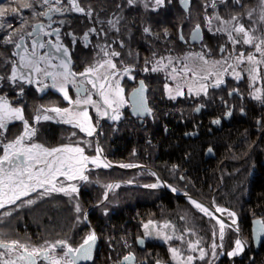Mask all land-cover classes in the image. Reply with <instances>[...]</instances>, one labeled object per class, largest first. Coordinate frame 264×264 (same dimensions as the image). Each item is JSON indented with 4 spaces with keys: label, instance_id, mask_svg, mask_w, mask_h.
<instances>
[{
    "label": "flooded vegetation",
    "instance_id": "1",
    "mask_svg": "<svg viewBox=\"0 0 264 264\" xmlns=\"http://www.w3.org/2000/svg\"><path fill=\"white\" fill-rule=\"evenodd\" d=\"M41 5V1L37 2L36 6L29 10L26 20L13 26L15 44H21V36H23V43L19 49L15 47V44H12L11 58L4 61V66H0V76L5 77L3 81H0V95L6 96L14 107L23 108L25 118L37 129L36 136L33 137L34 142L50 148L68 144L75 146L77 142H81L79 146L84 147L85 154H91V157L96 155L97 148L102 149L101 159L109 162L112 166L91 168L93 170L91 174L96 179L88 187L81 189L79 196L82 200L91 202L102 200L105 203L113 200L146 199L143 194L132 195L125 189L135 186L157 192L155 196H149L156 200H185L184 196H193L214 210L216 208L224 209L227 215L229 212L234 213V218L239 220V223L235 221V224L229 225L231 231L228 234L233 235L232 237L238 234L241 238L242 251L245 247L247 250L244 260L237 263L256 264L257 261L259 262L264 256V240L261 246H256L252 223L262 218L264 224V211L259 212L253 209L256 207L257 201L264 198V104L251 99L253 89L250 87L246 73H242L244 78L237 82L231 75L232 69L228 68L227 73L223 76L224 83L219 87H211L216 77L210 76L207 81H203L210 85L207 90L208 94L205 96L203 93L197 95L199 75L183 71L185 64L193 68L201 63L195 58L197 53H203L210 62L205 67L216 72L219 66L213 67L211 62L221 61L227 57L228 53L235 55L243 51L247 55L254 50L248 46L236 45V50L233 52L232 45L227 41V35L215 33L216 28L223 26L219 21L212 18V24L208 25L206 24L208 18H206V21L203 19L204 26L200 22L193 24L192 18L188 17L180 2L165 0L163 6H158L151 1H139L133 5H129L127 0L90 1L84 2L81 6L86 12L91 11L90 19L86 15L74 11H65L63 14L50 13L51 20L40 15V13L48 11L47 5H43V7ZM65 5L63 2L52 7L68 8ZM177 6L180 7L181 13L187 15V24L180 23L181 18L179 19L177 16ZM167 9H171V11H167ZM247 9L249 7L243 8V3H239L240 11ZM163 15L170 18H162ZM109 20L116 22L115 28L108 23ZM239 22L245 27L257 29L258 34L259 32L262 34L263 29H258V24L254 19L249 20L244 17L239 18ZM49 24H51V28L48 27ZM37 25H44V31L60 29V39L69 48L72 59L71 68L76 73L84 72L87 67L96 64L97 61L102 62L109 58L100 50L101 47H104L109 54L112 51L120 53L119 57H111L116 63L117 69L121 73L125 68L131 71L128 75L116 77L120 87L123 88V96L126 100V103L120 108L118 120L100 117L95 108L88 106L91 122L96 126V131L91 137L78 128L56 123L55 120H42L38 124L34 123L33 118L40 114L42 108L73 107L63 98V93L56 88H43L45 83L51 85L50 78L43 79L33 73L34 79L43 82L33 84L17 82L16 85L7 79L11 74L12 67L14 65L19 67V55L14 56L13 52H19L22 55L24 47L28 48L29 53L32 50L33 37H29L27 33L35 31L39 33L41 41L46 43L48 40H52L55 43V35L44 36ZM197 25L201 28L203 35L199 42L193 44L191 43L192 33ZM186 26L193 27L187 32ZM92 27L101 34L89 33L91 42L85 47L81 37ZM145 27L150 29L151 34L144 32ZM209 27L212 28V32L208 30ZM69 32L77 37L75 45L71 43V37L66 35ZM49 47L50 45L38 51L44 55L48 52ZM222 47L225 48L224 53L220 51ZM169 57H171V63H169ZM160 61L162 63H158ZM58 62V60L52 61L54 64ZM229 63H232L231 59H229ZM153 67L158 70L152 71ZM243 67L244 65H241V68ZM145 68L148 70L145 71ZM236 70L240 71V68ZM23 71H27V69H23ZM100 72H104V69H100ZM203 74L200 73V75ZM261 75L264 76V71ZM82 79L84 77L77 75L76 85L72 83L66 85V90L72 100L78 98L77 86ZM141 82L143 83L141 84ZM84 86L90 89L92 99L102 104L96 90L90 84ZM166 86L172 89L171 95L175 96V99L169 98L170 94L166 90ZM177 86L181 88L183 95H175ZM21 88H23V95L20 94ZM141 88L143 89L142 94L138 93ZM257 88L264 92V80L257 83ZM233 89H239V95L236 93L229 95ZM197 108L200 110L196 111ZM229 112L231 115H228ZM47 114L55 116L54 113ZM214 121H219V123H214ZM17 129L21 133L22 124L18 121L9 127L6 136H0V140L8 142L11 130L14 135ZM195 145L201 147L200 162L194 161ZM2 150V145H0V152ZM121 164H131L136 167L122 168L119 167ZM103 170L106 172H102ZM147 171L152 172V176ZM99 176L101 178H98ZM112 177L116 178L112 179ZM162 182L168 186V189L163 187ZM142 184H158V187L149 188ZM108 185L113 187L109 189ZM85 186L87 185H82V187ZM95 208V210L90 208L88 213L86 211V217L92 222L93 228L89 227L91 233L94 232L97 235L98 250L104 243L106 237L104 233L107 231V227H102L103 218L115 215L126 216L132 212L119 209L111 210L110 206L108 209H98L99 203ZM83 211L80 209L79 212L83 213ZM240 228V231L236 230ZM82 230L86 229L82 227ZM146 235L145 227H143L141 235L135 241L137 251L118 259L120 264H123L125 258L129 257L128 255L135 257L134 264H177V259L173 258L171 252V249L175 247L170 243L167 245L161 242L159 237H153V241H151ZM80 237L79 233L68 232L61 236L63 238L61 241L67 242L73 248H78L83 243L78 244ZM139 239L145 240L144 249L139 247ZM50 240L48 237L43 243L42 249L57 243ZM112 242L117 245L114 246ZM119 242L121 241L117 237L108 234L106 243L109 248L120 246ZM2 244L12 245L11 243ZM21 249L23 248L17 247L9 251L7 248H0V255L4 260L17 259V264H23V261L18 260L17 257L20 255ZM3 250L12 252V255L5 256L2 253ZM97 250L91 261L85 263L80 261L77 264H94L96 259L100 264H119L113 257L114 249H111L113 250L110 253L111 256L106 257L108 259H99ZM177 251L180 255H188L187 252L179 248ZM187 251H190V247L187 248ZM56 253L57 255L62 254L59 246ZM52 254L49 253V255ZM163 259L166 261H162ZM204 261V259L197 260L192 264H204ZM36 262L37 264H49L43 257L39 258L38 256ZM220 262L222 264L223 261Z\"/></svg>",
    "mask_w": 264,
    "mask_h": 264
},
{
    "label": "snow or ice",
    "instance_id": "2",
    "mask_svg": "<svg viewBox=\"0 0 264 264\" xmlns=\"http://www.w3.org/2000/svg\"><path fill=\"white\" fill-rule=\"evenodd\" d=\"M129 5H133L135 0H127ZM165 0H155L156 5L163 6ZM226 2V0H224ZM238 4L240 0H235ZM56 5L63 3V0H55ZM67 4L70 6L68 8L52 7L50 0H43V5H48V11L40 13L51 20L50 13L59 12L63 14L65 11H74L82 15H86L89 19L92 16L91 11H85L83 7L80 6L78 0H67ZM211 6L215 8L216 3L213 0ZM31 7V4L27 5ZM147 7V4H145ZM261 7L264 8V0H261ZM6 8L0 4V16L4 15ZM251 14H249L250 18ZM215 19L220 22L222 27L215 29V33H225L227 35V41L232 45L233 52L236 50V45L248 46L254 51L245 55V52L240 51L239 53L233 55L228 53L227 57L221 61L211 62L213 67L219 66L218 71L213 72L208 69L209 60L205 58L203 53L195 54V58L201 63L193 68H190L187 64L184 65L183 71L193 72L194 75H199V88L197 89V95L203 93L207 96V90L210 85L203 83L207 81L210 76H215V82L211 87H219L224 83L223 76L227 73L228 68L232 69L231 75L233 78L239 82L244 78L242 73H246L249 81L250 87L253 89L251 93V99L264 104V92L257 88V83L264 80V76L261 75L264 71V34H258V30L255 28L245 27L244 24L239 22V18L233 16L230 20H223L220 16H216ZM261 22H264V14L260 17ZM63 23V21H61ZM108 23L115 28L116 22L109 20ZM208 25L212 24V20H207ZM11 24H0V28H10ZM51 28V24L48 25ZM37 28L44 36L51 37L55 35V43L52 40H48L46 43L41 41L39 33L35 31L27 33L32 39V50L29 53L28 48H23V54L19 52H13L14 56L19 55V67L15 65L12 67L11 74L7 79L16 85L17 82L22 84H33L42 83V80H36L33 77V73L38 76L43 77V79H51L52 83L43 84V88H56L58 91L63 93V98L68 101L71 108H42L40 114L33 118L35 124L43 121L55 120L56 123L68 124L74 128H78L81 132H84L87 136L91 137L96 131V126L91 122V116L88 112V106L95 108L96 113L100 117H107L110 120H118L120 118V108L126 103L123 96V88L120 87L119 81L116 77L121 75H128L131 71L125 68L123 73L117 69L116 63L113 62L111 57H119L120 53L112 51L110 54L101 47V51L104 52L108 59H104L102 62L97 61L96 64L87 67L84 72L76 73L72 70L71 64V54L67 45L63 43L60 39V29L56 28L52 31H44V25H37ZM117 31L119 29H116ZM212 32V28L208 29ZM144 32L146 34H151L150 29L145 27ZM89 33L93 35H100L96 28H89L81 37L84 42V46L87 47L91 42ZM214 33V34H215ZM66 35L71 37V43L73 45L77 42V37L69 32ZM15 36V30L10 32L3 40L6 44H15L13 37ZM200 36V27L197 25L193 32V39H198ZM183 40V37L181 36ZM21 44L23 43V36L20 37ZM21 44H15V47L19 49ZM49 50L44 55L39 53V49H44L49 46ZM123 47V44H121ZM54 49V51H53ZM222 53L225 52V48H221ZM59 54V55H57ZM256 54H259L257 56ZM169 63H171V57L168 58ZM188 59V58H186ZM229 59L232 63H229ZM53 60H58L59 62L54 64ZM162 63V61L158 62ZM241 65H244L241 68ZM240 68V71L236 69ZM27 69V71H23ZM100 69H104V72H100ZM148 69L145 68V71ZM158 68L153 67L152 71H157ZM175 72V69H173ZM200 73H204L200 75ZM79 75L84 77L79 82L77 86V99L72 100L68 95L66 90V85L72 83L76 85V76ZM5 79L4 76H0V81ZM143 82H141L142 84ZM90 84L93 89L96 90V94L101 98L102 104L98 103L96 100L92 99V93L89 88L84 85ZM169 92V98L175 99V96L171 95L172 89L167 88ZM143 89H139L138 93L142 94ZM236 93L239 95V89H233L229 92V95ZM20 94L23 95V88L20 89ZM191 94V89H190ZM136 95V94H134ZM176 96L183 95V92L179 86L176 88ZM242 98V97H241ZM103 107V110H102ZM110 110V111H109ZM200 109L197 108L196 111ZM150 111V110H148ZM47 113H54L55 116H50ZM231 115V112L228 113ZM22 124L21 133L12 141L4 142L0 140V145L3 148V154L0 155V209L5 208L7 205H13L16 201L21 200L23 197L30 196L33 192L38 195H45L51 192L63 193L66 196H72L73 194H79V188L76 184L64 185L61 181L58 185L57 180L59 177H63L65 181H75L79 180L82 182H88L89 177L85 173L90 171L88 168L89 164L99 168H108L112 165L101 159L102 149H96V155L90 157L85 154L84 147H80L81 142H77L75 146L68 144L58 147H46L43 144L36 143L33 141V137L36 136L37 129L30 124L29 121L24 116V110L21 107H14L6 96L0 95V136H6L9 131V125L16 122ZM214 123H219V121H214ZM75 135V133H73ZM87 143V142H83ZM119 167H136V165H124L121 164ZM109 189L113 186L108 185ZM145 187L156 188L158 184H149ZM27 203H34L33 200H28ZM195 208L202 212L205 216L215 219L219 225L218 233L221 240L224 238L225 223L218 219L213 212L203 205L192 201ZM76 211L79 212V205L76 206ZM216 212L223 213L224 209L216 208ZM230 217H234L235 214L229 212ZM144 225L145 229L149 228L150 224ZM232 223H235L233 219ZM164 227H169L165 225ZM216 233L214 232V235ZM97 237L94 232L90 233L83 243L78 248H73L67 244L65 241H58L57 243L51 244L46 248L38 249L33 248L31 251L28 250L26 246L19 245L14 242L11 246L0 243V248H7L11 251L13 248H23L26 255L18 257V260L23 261V264H37L35 257L43 256L49 264H77V260L80 259H90L91 249L96 241ZM164 239H171L170 236H165ZM177 239H183L178 237ZM200 241L190 244V250L192 252L197 251ZM235 250L229 253L230 256L237 255L242 250L241 241L237 240L235 242ZM59 246L61 255L57 256L55 253L57 247ZM217 244L213 243L212 248L215 249ZM222 247V245H221ZM174 259L179 258L180 254L177 249H171ZM49 253H53L49 255ZM215 252H213V256ZM205 257V252L200 249L199 258L203 259ZM126 259H131L127 257ZM195 257L189 255L185 260L177 259V264H192ZM0 264H17V259L4 260L2 255H0Z\"/></svg>",
    "mask_w": 264,
    "mask_h": 264
},
{
    "label": "trees",
    "instance_id": "3",
    "mask_svg": "<svg viewBox=\"0 0 264 264\" xmlns=\"http://www.w3.org/2000/svg\"><path fill=\"white\" fill-rule=\"evenodd\" d=\"M19 1V0H16ZM21 5H29L31 7H35L36 3L40 0H20ZM85 2H90L93 0H84ZM115 1V0H109ZM121 1V0H116ZM168 2H177V0H166ZM252 0H249L251 2ZM13 2V0H12ZM246 2L245 0H240L239 3ZM212 3V0H192V7L190 11V18H194L199 12L200 17L198 16V20H203L204 18V10L209 8ZM216 9L222 12L226 18L239 16V12L242 14V11L239 10V3L237 4L234 0H226V2L222 0H216ZM196 8L198 12H196ZM178 18H185L188 21L187 15L181 13V9L177 6ZM196 12V13H195ZM198 23V22H196ZM195 23V24H196ZM1 39V38H0ZM11 56L10 50H5L0 43V66L5 64V57ZM4 57L3 61L1 60ZM19 133V130L15 131ZM10 140H13V135H11ZM201 147L199 145H195L194 147V161H201ZM2 152H0V155ZM170 159V158H169ZM171 160V159H170ZM168 160V161H170ZM111 178V176L109 175ZM98 178H101L99 176ZM116 177H112L114 179ZM128 190L129 194H143L146 199L144 200H135L130 199L129 201H109L107 204L112 206V203H116L117 209L119 210H127L132 212V214L123 216V215H115L109 218H103L102 227H107V231H105V239L106 243L108 239V234H112V237H117L120 243V246L109 248L107 244L106 246H100L102 249L98 253L99 259H108L110 253H112L114 249L119 254V258L124 255L137 251L135 241L138 236L141 235L142 229L144 225L149 224V222H161V221H169L176 227L178 232L186 233V230L189 229V232L192 235V238L195 241L201 242V246L203 244L207 245V243L211 240V232L207 229L211 224H215L211 220H207L205 217L201 216L197 211L194 210L185 200H156L151 199L149 196H155L154 191L143 190V192L138 193L135 188L128 187L125 188ZM66 199L61 196L54 198L53 201L44 202L41 200L31 207H24L23 210H16L13 212V216L8 217L6 222L0 225V243H14L17 242L19 245L26 246L28 249L31 246H42L45 242L46 238H50L51 240H59L60 237L75 229V223L72 221L73 218H70L68 215L69 205L66 203ZM87 200H82L81 203L84 204ZM88 203L91 201L88 200ZM96 204V202H94ZM255 203V202H254ZM262 203V204H261ZM87 204V203H86ZM85 204V205H86ZM92 204V202H91ZM82 207L81 209H87V206ZM105 205V204H104ZM104 207V206H103ZM253 209L262 212L264 211V198L258 200L256 203V207ZM135 212H139L138 214H134ZM162 212V213H161ZM142 215H141V214ZM108 223V224H107ZM86 226V223H83V226ZM114 235V236H113ZM235 236V235H234ZM117 241V240H116ZM126 242V243H125ZM181 244V243H180ZM226 247V246H225ZM120 248V249H119ZM182 248H185V244L182 245ZM230 248H225V250H229ZM103 250V252H102ZM119 250V251H118ZM185 251V249H181ZM224 250V249H223ZM220 253V251H219ZM111 256V255H110ZM226 264H230V262L225 260ZM224 264V261L222 262ZM240 264V263H237Z\"/></svg>",
    "mask_w": 264,
    "mask_h": 264
},
{
    "label": "rangeland",
    "instance_id": "4",
    "mask_svg": "<svg viewBox=\"0 0 264 264\" xmlns=\"http://www.w3.org/2000/svg\"><path fill=\"white\" fill-rule=\"evenodd\" d=\"M40 1L43 2V0H40ZM93 1H102V0H93ZM139 1H143V2H150L151 1L152 3H155V0H135V2H139ZM222 1H224V0H222ZM245 1L246 2H244L245 4L243 5V8L245 6H247V7H249V9H247L246 11H242V14H243L242 16L243 17L241 16L240 12H239V16H236V17H238V18L247 17L249 20L250 19H254L255 23L258 24V26H257L258 29L260 30L262 28L263 30L261 31V33L264 34V22H261V20H260L261 15L264 14V8L261 7V0H252L251 2H249V0H245ZM63 2L66 4L65 5L66 7H69V5L67 4V0H63ZM78 2L80 4V6H82L85 1L84 0H78ZM177 2H179V0H177ZM191 2H192V0H191ZM212 2H213V0H212ZM215 2H216V0H215ZM21 3L22 2L20 0L19 1L13 0V2H12V0H0V4H2L6 8V11L4 12V15L0 16V24H8V23L11 24L10 28H0V38H1L0 39V43H1V45L3 46V48L5 50H11L13 46H12V44L3 43L4 38L10 32L13 31V26H15V25H17L19 23H23L26 20L25 18H27L26 16H28L29 10H31V8H33V7H27L26 4L25 5H23V4L21 5ZM50 3L52 4V6L56 5L55 0H50ZM191 6H192V4H191ZM175 8L176 7H174V9ZM169 10L171 11V9H169ZM169 10L167 9V11H169ZM196 12H198L197 8H196ZM204 13L205 14H204V18L203 19H205V21H206V18H208V19H212L213 18V20H216L215 17L217 15L220 16L221 18H226L225 16H223L224 14L222 12L219 13V11L216 9V7L213 8L211 5H210L209 8L204 10ZM245 13H247V15H245ZM249 14H251L250 18H249ZM147 16H148V14H147ZM198 16L200 17L199 12L197 13V15L194 18L191 19L192 23L195 24L196 22H200V24L203 26L204 20H201V21L198 20ZM164 17L166 19L170 18V17H167V16L163 15L162 18H164ZM227 18L231 19L232 17L231 18L227 17ZM191 20H189V21H191ZM179 21H180L181 24H184V23L187 24L186 23L187 20H185V18L183 19V17ZM206 24H208V23H206ZM192 27L193 26H186L187 32L189 30H191ZM202 34H203V32H202ZM259 34H260V32H259ZM257 55L259 56V54H257ZM10 58L11 57H9V56L5 57V59H4V57H2L1 60L3 61V59H4L5 62H6ZM12 125L13 124H10L9 127H11ZM13 130H11L10 135H13ZM19 134L20 133H18V132L16 134L14 133L13 137L16 138ZM9 141H11L10 137H9L8 142ZM2 154H3V150H2ZM86 155L92 156L91 154H87V153H86ZM93 167L94 166L92 165L91 168H93ZM98 171H101V170H98ZM92 172H93V170L90 169V171H88L86 175H90ZM147 172H149L151 174V176H152V172H150V171H147ZM90 177H91V175H90ZM94 179H96V178L95 177L94 178L93 177L89 178L88 182H82V181L69 182V181L61 180V181L64 182L65 186H67L68 184H76L78 186V188H79V194L78 195L77 194H73L72 196H66L63 193L51 192L49 194H45V195L41 196V195H38L36 193L35 195L26 197V198L16 202L13 205H7L5 208L0 210V225L3 224L4 222H6L8 217L13 216V212L16 211V210L21 211V210L24 209V207H31L33 204H35V203H37V202H39L41 200L43 202H44V200H45V202L46 201H53L54 198H56L58 196H61L62 198L64 197L67 200L66 203L69 205V208H70L69 212H68V215H69L70 218H73L72 221L75 223V229L70 231L69 233H76V234L79 233L80 234L81 237H80V239L78 241V244H79L80 242H83L84 239H86L87 236L91 233V229H89V225H88L89 218L86 217V211L88 213V210L90 209V207L93 208L91 210H95L96 209L95 206L97 205V203H99V208L98 209H108L109 208V204H107V202L104 203V201H102V200L101 201H97L96 204L94 202H92V204H91V202L88 203L87 201L84 204L81 203V197L79 196L80 195V191H82L81 189H85L86 187H88V185H90L91 182L94 181ZM61 181L58 182V185H59V183ZM84 184L87 185V186L82 187V185H84ZM142 185H144V184H142ZM133 188H135L137 191H139L138 193H141V192H143V190H146V189L141 188L140 186H135ZM147 190H149V189H147ZM149 191H151V190H149ZM138 195H140V194H138ZM191 197H193V196H191ZM193 198H195V197H193ZM195 199H198V198H195ZM28 200H33L34 203L29 204V203H27ZM198 200L200 201V199H198ZM185 201L192 208H194V210L197 211L201 216H203L207 220H211L212 222L215 223L214 225L211 224L212 226L207 228L212 234L211 235V240H210L209 243H207V245L203 244L204 246H201V242H202L201 241L199 243L197 251H195V252H192L191 250L187 251V248L190 247L189 243H195L196 242V241L194 242V240L192 238V235L190 234L191 232L189 231V229H187L186 233H180V232H178L176 227L172 224V222H169V221H161V222L151 223L149 228L145 229V232L147 234L146 235L147 238L150 239L151 241H153V237H159V239H161L160 241L163 242V243H166L167 245H169V243H170V245H172L176 249H178V248L179 249H185V252H187L188 255L187 254L186 255H184V254L180 255L179 258H177V259H180V260H185L187 256L192 255L193 257H195V259L193 260V263L195 261H197V260H203V259L205 260L204 264H221L220 261H224V264H226L227 262H225V260L226 261L228 260L230 262V264H236L238 261H243L245 256H246V254H247V250H246L245 253H243V251H242L241 253L235 255V259L234 260H232L231 259L232 256L229 255V253H231V252H233L235 250V247H236L235 242L237 240L241 239L239 237V235L235 234L234 237H232L233 235H229L228 233H229V231H231V229H229L230 226L225 223L226 227H225V230H224V238H223V240H221L220 237H219V233H218L219 225L217 224V221L215 219H211L208 216H205L202 212H200L197 208H195V206L193 204H191L189 201H187L186 199H185ZM101 203H103V204L101 205ZM77 205H79L80 209H81V206L84 207V205H85V206H87V209H85V208L81 209V210H84L83 213L77 212L76 211V206ZM117 205H116V203L113 202L112 206H111V210L117 209L118 208ZM84 213H85V215H84ZM222 214L221 215L224 216L231 223H232L233 219L234 220L236 219L234 217H230L229 215L225 214V212H223ZM215 216L219 219V217L217 215H215ZM260 220H262V218H260ZM235 221H238V223H239V220H235ZM83 223H86L87 225L83 226ZM166 224L169 225V227H164ZM252 226L254 227V222L252 223ZM82 227H83V229H86V230L83 231ZM241 228L240 229H236V230L240 231ZM252 230H253V228H252ZM214 232L216 233L215 235H214ZM165 236H170L171 239H167L166 240V239H164ZM178 237H182L183 239H177ZM46 240H47V238H46ZM61 240H63V238H61L59 240H56V241L55 240H52V241L58 242V241H61ZM5 243H7V242H5ZM112 243H113L114 246L117 245L114 242H112ZM213 243L217 244V247L215 249L212 248V244ZM11 244H13V243H11ZM49 244H51V243H49ZM105 244H107V243L104 242L102 246H106ZM184 244H185V248H182V245H184ZM261 244H262V242L258 246H261ZM221 245H222V247H221ZM42 247H43V244H42V246H31V248H29V251H31L33 248L42 249ZM168 247H170V246H168ZM102 248L99 247V249L97 250L98 251L97 252V257H98V253L101 251ZM225 248H230V249L229 250H225ZM200 249H203V251L205 252V257L203 259L199 258ZM219 251H220V253H219ZM102 252H103V250H102ZM213 252H215L214 256H213ZM2 253L5 256L12 255V252H9L8 250H3ZM56 255H57V253H56ZM57 256H59V255H57ZM128 256H130V255H128ZM113 257H115V260L117 261V263L120 264V261L118 260L120 258L118 257L117 252L114 253ZM221 258H223V259L219 260ZM218 260H219V263H218ZM162 261H166V260L163 259ZM110 263H111V261H110ZM94 264H100V263L97 262V259H96ZM253 264H255V263H253ZM256 264H264V256H262L260 261L259 262L257 261Z\"/></svg>",
    "mask_w": 264,
    "mask_h": 264
},
{
    "label": "water",
    "instance_id": "5",
    "mask_svg": "<svg viewBox=\"0 0 264 264\" xmlns=\"http://www.w3.org/2000/svg\"><path fill=\"white\" fill-rule=\"evenodd\" d=\"M179 2H180V4L182 5V8L185 11H189V9L191 7V4H192L191 0H179ZM202 35L203 34H202L201 28H200V36H199L198 39H193V33H192L191 43L195 44V43L199 42V40L202 39ZM157 176H158V174H157ZM162 185H163L164 188L168 189L167 186L164 184V182H162ZM35 194H36V192H33L30 196L35 195ZM24 198H26V197H23L22 199H24ZM184 199H186L187 201H189L191 204H193L192 201H195V202L203 205L204 207L208 208L211 212H213L215 215H217L219 217V219L222 220L224 223H226L227 225H232L231 222H229L219 212H216L214 209H212L208 204H206V203H204L202 201H199V200H197V199H195V198H193L191 196H184ZM18 201H20V200H18ZM18 201H16V202H18ZM253 236H254V240H255V243H256L257 246L264 240V224H263L262 220H260V219L254 221ZM96 237H97V235H96ZM138 245H139L140 248L144 249L145 248V245H146L145 244V240L144 239H139ZM9 246H11V245H9ZM97 247H98V238L96 239V241L94 242V244L92 246V249H91V258L90 259H86V260L85 259H80V260H77V262H80L81 261L82 263H85L87 261H91L95 257V252L97 250ZM1 249H3V248H1ZM22 255H26V253L24 252L23 249L20 250V255L17 256V257H20ZM38 257L39 258H42L43 256H38ZM129 257H131V259H126L125 258V260L123 261V264H129V263L130 264H134L135 257L133 255L132 256H129ZM36 258L37 257H35V259ZM231 259L234 260L235 259V256H232Z\"/></svg>",
    "mask_w": 264,
    "mask_h": 264
},
{
    "label": "bare ground",
    "instance_id": "6",
    "mask_svg": "<svg viewBox=\"0 0 264 264\" xmlns=\"http://www.w3.org/2000/svg\"><path fill=\"white\" fill-rule=\"evenodd\" d=\"M190 10V9H189ZM186 12V14L188 15V17L190 16V11H185ZM190 18V17H189ZM204 26V25H203ZM182 35V34H181ZM89 156V155H88ZM91 157V156H90ZM91 164H89V166H88V168L89 169H91ZM102 168H104V167H102ZM88 172V171H87ZM87 172L85 173V174H87ZM102 172H106V170H103ZM115 174H116V172H114ZM113 173V174H114ZM90 175H91V177H90ZM90 175H88V177L89 178H92L93 177V174H90ZM61 180H64V178L63 177H59L58 178V180H57V183L59 182V181H61ZM76 181H79V180H75V181H69V182H76ZM91 208V207H90ZM88 225H89V227H92L93 228V226H92V222H91V220L88 222ZM94 231V230H93ZM246 248V247H245ZM244 248V250H243V253H245L246 252V249ZM242 252V250L239 252V253H241ZM238 253V254H239ZM256 260V259H255ZM255 262V261H254ZM198 264H200V263H198Z\"/></svg>",
    "mask_w": 264,
    "mask_h": 264
}]
</instances>
